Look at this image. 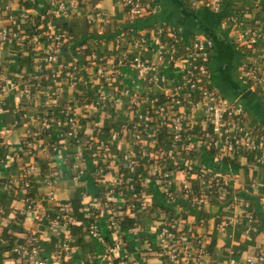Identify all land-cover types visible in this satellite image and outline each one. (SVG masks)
Here are the masks:
<instances>
[{
	"label": "built area",
	"instance_id": "1",
	"mask_svg": "<svg viewBox=\"0 0 264 264\" xmlns=\"http://www.w3.org/2000/svg\"><path fill=\"white\" fill-rule=\"evenodd\" d=\"M29 1V7L8 16L12 23L27 22L21 37L19 32L3 25L4 19L0 18V45L14 38L22 39L30 52L38 54L36 73L40 80L51 81L44 91L46 104L68 91V104L74 106L64 108L60 114L44 110L38 118L39 131L30 133L26 146L31 154L40 149L58 152L61 157L63 152L68 153L71 178L75 182L80 183L89 168L88 173H92L99 185L102 181L107 183L105 199L84 209L89 217L86 231L91 239H102L96 221L98 212L105 214L107 227L114 235L112 243L106 245L103 258L110 262L121 253L120 238L125 230L118 221L119 208L131 199L136 202L131 205L132 212L153 208V195L146 190L149 183L156 187L157 196L162 195L170 204L184 202L188 206L182 209L186 214L190 208L197 215L204 214L215 201L224 203V208L232 211V215L223 217L219 228L226 231L245 217V232L252 233L256 211L250 200L241 194L259 192L264 188V180L252 183V190L246 188L237 193L241 188H234L232 177L226 171L203 166L197 160V155L204 149L213 154L217 162L226 158H246L254 165L264 166V138L243 119L235 103L224 98L212 84L210 62L215 39L197 32L189 43H185L179 30L166 24L150 30L137 29L134 22L153 13L155 0H121L127 25L113 38V47L106 52L101 40H96L98 44L94 42L90 48L80 45L79 55L69 56L67 52V59L64 49L69 43L68 31L61 29L56 19L77 14L83 1ZM185 1L192 9L205 8L219 15L220 24L245 55L239 80L248 85V90L264 95V13L258 15L264 0ZM6 9L12 10L10 4ZM109 21L108 13L102 10L87 16L92 29L101 28ZM146 51H151V56H147ZM83 87L87 89L83 90ZM12 88L15 87L10 83L3 85L1 90L6 92ZM79 90L82 95H92V100L87 97L86 100L75 99L74 94ZM34 95L28 87L19 93L27 99ZM113 109L116 112L111 115H124V119L116 121L115 125L101 121L88 125L85 120L98 112L109 117ZM63 128L62 135L68 144L61 146L45 143L36 135ZM162 134L167 135L169 141L166 144L160 139ZM71 146L73 153H70ZM14 155L8 153L4 160ZM109 170H115L111 179L106 177ZM33 176H40L36 164L30 165L22 174L25 180L21 188L26 193L32 187L30 178ZM42 182L50 188L47 200L57 207L42 218L52 235L53 250L49 257L43 256L41 241L31 235L21 239L15 236L17 239L10 244L7 236L14 237L12 230L4 233L0 228L3 232L0 246L10 248L4 253L7 257L2 264L11 259L15 264H68L66 259L74 242L71 229L76 222L74 209L70 201L57 198L54 174L44 176ZM14 183L16 179L6 183L3 190L19 187ZM178 186L181 187L179 191ZM81 196L85 199L88 192L82 191ZM262 199L264 208V194ZM37 205L38 199L27 193L26 213L33 212ZM173 210H170V218L156 227L158 252L165 264H202L209 255V235L179 227L184 221V213L175 214ZM4 212L5 207L0 204V219ZM11 254L15 257H8ZM237 254L236 250H231L227 263L264 264V252L245 257ZM120 264L138 263L121 261Z\"/></svg>",
	"mask_w": 264,
	"mask_h": 264
},
{
	"label": "crops",
	"instance_id": "2",
	"mask_svg": "<svg viewBox=\"0 0 264 264\" xmlns=\"http://www.w3.org/2000/svg\"><path fill=\"white\" fill-rule=\"evenodd\" d=\"M27 1L29 0H0V18L4 19L3 25L19 32L20 37L23 35V29L27 28V22L12 23L11 20H8V16L19 13L23 7H26ZM82 1L79 12L68 17L69 43L75 35L80 39L79 41H85L87 46H92L94 42L97 45L98 43L93 37L102 32L101 44L103 43L102 45L106 47V52L109 51V47H113V38L124 25H127L125 8L121 0ZM8 4L12 8L10 11L6 9ZM154 5L153 13L137 20L133 26L140 30H150L159 24L171 25L179 30L185 43H189L191 37L197 32L213 37L216 45L210 62L212 84L224 98L235 103L243 115V119L251 123L259 134L262 128L258 124L264 127V99L260 98L259 93L251 89L248 90V85L239 80V72L245 61V55L240 48L235 46L234 41L228 36L227 30L220 24L219 15L205 8L192 9L185 0H155ZM99 10L108 13L110 21L101 28L92 29L93 27H90L87 22V16ZM263 10L264 3L263 9L258 15L263 14ZM71 52L73 55L74 50ZM66 53L64 52V56L68 59ZM146 55L151 56V51H146ZM38 59V54L30 52L29 47L24 46L20 38H14L0 45V204L5 207V212L0 219V228L4 233L11 229L12 235L14 234L20 239L29 235L38 238L43 246L42 255L49 257L53 250V238L42 218L46 213L56 211L57 207L55 203L46 198L50 188L42 182L44 176L54 174V177L57 178L56 190L59 200L70 201L79 187L87 191L88 196L83 199L84 209L93 207V204L97 205L100 200L105 199L104 189L107 183L102 181V185H99L100 182L94 180L92 173H88L89 168L80 183L73 181L68 153L63 152L62 157L58 152L44 149L34 151L33 154L29 153L26 142L31 132L39 131L38 118L41 113L48 110L51 113L60 114L64 108L74 106V104H68V91L61 97H55L50 104H46L44 91L51 81L40 80L39 74L36 73ZM124 82L127 83L125 80ZM10 83L15 88L3 92L1 87L9 86ZM26 87L36 96L34 95L30 99L20 97V90ZM77 105L75 104V106ZM117 109L119 110L120 107ZM112 112H116L115 109L110 111V115ZM122 119H124L123 114H120L119 117L114 114L107 117L104 112L101 114L98 112L86 117L85 120L88 125L93 122L98 124V121L115 125L116 121ZM63 131L64 128L36 135L42 141H46L45 143L61 146L65 143L68 144V140L63 138ZM92 131L90 130L91 133ZM73 151L74 147L71 146L70 153ZM8 153L20 154L21 157L14 155L11 159L4 160V156ZM197 160L203 166L226 171L232 177L234 188H241L237 193L244 192L243 190L246 188L252 190V183L264 180V166L254 165L246 158L234 159L238 164V167H235V164L225 163L226 161H215L213 154L202 149L197 155ZM90 161L92 162V159ZM32 164H36L40 176L30 178L32 187L28 188L27 193H31L38 199V205L33 212L26 213L25 196L27 193L25 189L21 188V183L23 184L25 180L22 174ZM114 174L115 170H109L106 177L111 179ZM145 174L149 175L148 172ZM15 179L16 183L14 184L19 187L11 191L3 190L6 183L15 181ZM154 188L156 187L151 183L146 188L147 192L153 195V208L149 211L136 210L132 214V217L136 219L135 227L124 229V235L120 238L123 244L120 256L110 262L103 258L106 245L112 243L114 235L107 227L105 214L98 212L96 221H98L102 239H91L86 236L85 247L72 243L73 250L68 254L66 263L120 264L121 261H135L138 264H165L158 252L157 226L160 221L165 220L164 217L170 218L169 206L172 204L165 198H163L164 201L159 202L155 198L157 194ZM262 190L264 191V188H260L257 193L241 194L242 197L249 199L253 207L255 206V211H258V213L256 212L255 230L250 234L245 232V217L240 218V223L234 227H228L226 231L219 228L222 218L232 215V211L224 208V203L219 201L208 206L204 216L201 217L192 212L184 213L182 209L188 208L184 202L178 203L174 207L175 214L184 213V221L179 227H183L186 231L192 229L195 233L209 235V255L202 264H228L231 250H236L238 257H245L259 251L264 252V208L262 206L264 193ZM118 203L120 202L118 201ZM181 210L182 212H180ZM77 224H81V222L78 221ZM16 227L21 229H16ZM84 229L86 230V226ZM3 232L0 231V234ZM212 242H214L213 246H211Z\"/></svg>",
	"mask_w": 264,
	"mask_h": 264
},
{
	"label": "trees",
	"instance_id": "3",
	"mask_svg": "<svg viewBox=\"0 0 264 264\" xmlns=\"http://www.w3.org/2000/svg\"><path fill=\"white\" fill-rule=\"evenodd\" d=\"M26 6L29 7L31 2L30 1H27L26 3ZM264 11V10H263ZM144 18V17H143ZM142 19V18H140ZM138 19V20H140ZM56 23L59 27H61V29H65L68 31V28H69V25H68V18H57L56 19ZM73 32V31H72ZM102 38L101 35H95L93 37V39L95 40H100ZM92 39V40H93ZM80 39H78L75 35L73 36L72 38V41L70 43L67 42V47L66 49H64L65 52H68L69 56L72 55V52L74 50V53L73 55L76 53L79 55L78 51H79V48H80V45H83L85 44L86 42L85 41H79ZM91 46L88 45L87 48H90ZM80 60V63H83V59L79 58ZM83 90H86L87 87H83L82 88ZM82 90V91H83ZM93 91H90L89 93H91ZM261 95V94H260ZM74 97L75 99H85L86 100V97H87V100L91 101L93 96L92 95H82L81 94V91H77L75 94H74ZM263 98L264 99V95H261L260 98ZM261 98V99H262ZM259 127L262 128V130L260 131L259 135L262 136L264 138V127H262L261 125L258 124ZM161 141L163 144H166L169 140L167 138V135L166 134H162L161 135ZM224 161H226L225 163H231L232 165L235 164V167H238V164L235 162L234 159H228L226 158ZM195 187H198V183L195 182ZM82 191H84L83 188H78L76 190V192L74 193L73 197L71 198L70 202L73 206V209H74V217H75V220L78 222L80 221L81 224H77L76 223H73L72 226H71V229H72V235L75 236V240H74V244L77 245V246H83L85 247L86 246V243H85V239H86V236H88V232L84 229L85 226L87 225V223L89 222V217L87 216L85 210H84V204H83V200H82V196H81V193ZM263 191V190H262ZM33 193V191H32ZM31 194V193H30ZM96 194V193H95ZM98 195V194H96ZM155 198L157 200L160 201H164L162 197V195H158V196H155ZM136 203L135 200H129L128 202H126L121 208H119V211H120V214H119V218H118V221L121 225V228L122 229H130V228H133L135 227L136 225V219L134 217H132V214L135 213V212H132L131 210V205ZM164 205V204H163ZM178 204H173V205H170L169 208L170 210L177 206ZM154 206V205H153ZM255 207V206H254ZM191 210H189L188 212H192V213H196V211L192 208H190ZM175 212V211H174ZM202 212V211H201ZM256 212L258 213V211L256 210ZM199 217L201 216H204L203 213H199L198 214ZM16 229H21V228H18L16 227ZM9 237V242L10 244L15 240L17 239L15 236L14 237H10V236H7ZM214 245V242L211 243V246ZM9 246H5V247H2L0 246V264H2L3 262V259H6V255L4 256V253L6 251H9ZM258 253H261V251L257 252V253H254V254H258ZM8 257H15V256H12V254Z\"/></svg>",
	"mask_w": 264,
	"mask_h": 264
},
{
	"label": "rangeland",
	"instance_id": "4",
	"mask_svg": "<svg viewBox=\"0 0 264 264\" xmlns=\"http://www.w3.org/2000/svg\"><path fill=\"white\" fill-rule=\"evenodd\" d=\"M181 189V187L180 186H178L177 187V190L179 191ZM180 212H182V210L180 211ZM163 219H165V220H163V221H160V224L162 223V222H165V221H167L168 219H167V217H164ZM257 222V221H256ZM255 224V223H254ZM8 264H15V261L14 260H8V262H7Z\"/></svg>",
	"mask_w": 264,
	"mask_h": 264
}]
</instances>
